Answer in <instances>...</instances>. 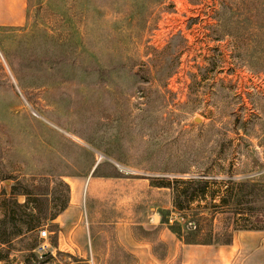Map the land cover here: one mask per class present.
<instances>
[{"label":"rangeland","instance_id":"rangeland-1","mask_svg":"<svg viewBox=\"0 0 264 264\" xmlns=\"http://www.w3.org/2000/svg\"><path fill=\"white\" fill-rule=\"evenodd\" d=\"M9 3L0 228L15 229L26 192L44 224L0 243V264H264V227L180 242L161 222L173 194L154 180H248L241 208L264 226V0H21L16 18ZM65 203L60 234L44 218ZM219 210L221 231L233 219Z\"/></svg>","mask_w":264,"mask_h":264},{"label":"trees","instance_id":"trees-1","mask_svg":"<svg viewBox=\"0 0 264 264\" xmlns=\"http://www.w3.org/2000/svg\"><path fill=\"white\" fill-rule=\"evenodd\" d=\"M155 186L168 188L173 194V212H176L175 219L168 214H163L161 222L166 224L169 230L176 235L183 244L198 245H229L233 241L234 233L237 230L262 229V219L254 216L241 208L245 204L247 188L252 185L248 180L241 182H227L224 186L215 179H209L203 175L194 177H167L155 178ZM26 200L19 203L14 202L23 208L19 218L12 211L8 215L14 222L12 231L7 232L0 228V243H10L14 238L21 237L29 231L40 227L43 223L42 217L34 213L35 207L28 192L25 193ZM67 203L63 204L58 212L45 220L53 221L66 209ZM229 214L233 219L231 227L218 231L213 229V221L218 213ZM7 213H4V217ZM6 219L1 220L5 224ZM21 220L26 226L25 230L18 228L16 221ZM230 226V225H229ZM1 260V259H0Z\"/></svg>","mask_w":264,"mask_h":264},{"label":"crops","instance_id":"crops-1","mask_svg":"<svg viewBox=\"0 0 264 264\" xmlns=\"http://www.w3.org/2000/svg\"><path fill=\"white\" fill-rule=\"evenodd\" d=\"M9 4L6 6L9 11L11 12V14L9 15L10 18H16L18 15H19V12L21 11V0H9ZM83 184V181L82 179H76L73 184H72V192L73 191H79L81 186ZM77 201H73L71 199L70 201V206L71 204L74 205L76 204ZM61 214L62 212L57 216V218L55 219L57 223L60 224V234L62 233L63 231V227H64V224H62L60 221H61ZM66 225V224H65ZM66 233V232H65ZM71 234V233H70ZM120 241L122 243L123 246H125L126 248H128V250L134 254H136L138 257L140 256L139 252H140V248H138V246H141L142 244L140 243V241L136 240L134 238V236L132 235V233L130 234H123V235H120ZM73 243V242H72Z\"/></svg>","mask_w":264,"mask_h":264},{"label":"built area","instance_id":"built-area-1","mask_svg":"<svg viewBox=\"0 0 264 264\" xmlns=\"http://www.w3.org/2000/svg\"><path fill=\"white\" fill-rule=\"evenodd\" d=\"M40 233H41V236H46V233H47V230L46 229H44V230H42V231H40Z\"/></svg>","mask_w":264,"mask_h":264}]
</instances>
